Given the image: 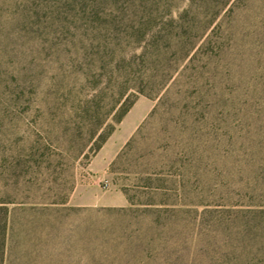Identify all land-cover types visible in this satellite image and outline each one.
<instances>
[{"label": "rangeland", "instance_id": "rangeland-1", "mask_svg": "<svg viewBox=\"0 0 264 264\" xmlns=\"http://www.w3.org/2000/svg\"><path fill=\"white\" fill-rule=\"evenodd\" d=\"M0 70L4 264H264V0H0Z\"/></svg>", "mask_w": 264, "mask_h": 264}, {"label": "trees", "instance_id": "trees-1", "mask_svg": "<svg viewBox=\"0 0 264 264\" xmlns=\"http://www.w3.org/2000/svg\"><path fill=\"white\" fill-rule=\"evenodd\" d=\"M207 41V40H206ZM209 42V40L206 42V44ZM203 47L202 45L199 46V48ZM198 48V50H199ZM8 81V72H3L0 70V112H3L6 109L10 108V103L13 102V99L11 100L8 98V96H12V92L10 90ZM129 106L126 105V100L123 101L119 107V113L120 117L128 110ZM157 108V107H156ZM91 136L93 138L96 137L95 142L104 140V126L103 123L93 124V131L91 133ZM7 203L4 199L0 198V264H4V253H5V237L7 233V222L9 221V210L6 207Z\"/></svg>", "mask_w": 264, "mask_h": 264}]
</instances>
